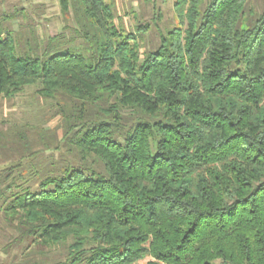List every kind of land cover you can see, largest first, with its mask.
<instances>
[{"label":"trees","instance_id":"16d2710c","mask_svg":"<svg viewBox=\"0 0 264 264\" xmlns=\"http://www.w3.org/2000/svg\"><path fill=\"white\" fill-rule=\"evenodd\" d=\"M248 1L175 0L142 51L148 25L119 27L107 0H70L102 32L88 54L65 29L24 50L0 19V95L37 84L76 110L79 163L0 173L3 220L41 256L25 264H264V9Z\"/></svg>","mask_w":264,"mask_h":264},{"label":"rangeland","instance_id":"374dc122","mask_svg":"<svg viewBox=\"0 0 264 264\" xmlns=\"http://www.w3.org/2000/svg\"><path fill=\"white\" fill-rule=\"evenodd\" d=\"M107 1L112 5L114 23L119 27L134 31L137 24L148 25L146 31H137L141 51L155 48L159 41V31L176 25L173 8L175 0ZM75 3V8L81 7V0H76ZM23 4L24 12H11L12 7ZM74 7L69 0L68 11L63 13L60 0H0V13L3 11L1 9H5L12 16L9 19H0L3 29H12L19 47L24 50L29 44L42 45L48 36L56 35L61 29H65L63 40L70 43L71 38L70 50L92 53L96 40L102 38V32L93 19H88L82 12H75ZM247 8L253 10V15L260 13L264 9V0H249ZM36 90L37 84H33L14 96L0 95V173L3 168L17 163L23 170L45 167L50 156L59 164L80 162L76 150L70 148L67 140L63 138L66 129L63 113H76L73 106L75 104L64 95H59L56 99H45L39 96ZM87 109L89 115L99 114L96 106L91 105ZM18 170L14 168L13 172ZM0 180L2 189V183L8 180ZM24 180L27 179H19ZM29 180L35 183L34 179ZM1 203L2 197L0 206ZM14 236L13 230L3 220L0 207V264H25L29 258H41L40 255H29L31 249L25 247L26 242L14 241ZM61 252L62 247L59 246L50 256L58 258ZM148 259L150 258L145 257L137 264H145Z\"/></svg>","mask_w":264,"mask_h":264},{"label":"crops","instance_id":"0c3cea01","mask_svg":"<svg viewBox=\"0 0 264 264\" xmlns=\"http://www.w3.org/2000/svg\"><path fill=\"white\" fill-rule=\"evenodd\" d=\"M20 8H22L23 10L25 9V5L23 4V5H20L19 7H12V10H14V9H20ZM1 10H3V11H5V9H1Z\"/></svg>","mask_w":264,"mask_h":264}]
</instances>
